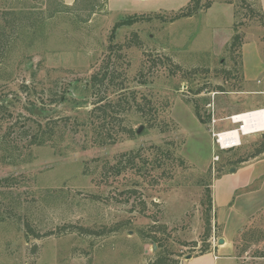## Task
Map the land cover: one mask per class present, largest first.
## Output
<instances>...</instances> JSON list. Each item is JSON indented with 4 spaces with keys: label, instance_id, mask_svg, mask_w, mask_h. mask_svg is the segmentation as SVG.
I'll use <instances>...</instances> for the list:
<instances>
[{
    "label": "rangeland",
    "instance_id": "obj_1",
    "mask_svg": "<svg viewBox=\"0 0 264 264\" xmlns=\"http://www.w3.org/2000/svg\"><path fill=\"white\" fill-rule=\"evenodd\" d=\"M208 1L216 5L192 17H146L113 36L131 13L108 12L105 0H0V99L8 110L0 112V140L20 145L15 155L0 147V264H152L159 252L165 264H184L220 238L232 243L237 264H264L258 198L244 197L224 218L213 206L205 235L214 180L264 152L252 156L264 132L219 150L208 107L214 100L221 119L259 106L260 96L244 91L252 58L242 46L254 39L264 50V17L257 0ZM181 8L149 14L169 18ZM105 69L114 80L91 86ZM107 94L122 101L101 128L135 133L99 145V118L89 112ZM35 119L67 126L56 143L23 148ZM231 126L220 120L216 130Z\"/></svg>",
    "mask_w": 264,
    "mask_h": 264
},
{
    "label": "crops",
    "instance_id": "obj_2",
    "mask_svg": "<svg viewBox=\"0 0 264 264\" xmlns=\"http://www.w3.org/2000/svg\"><path fill=\"white\" fill-rule=\"evenodd\" d=\"M63 2L72 5L76 0H63ZM189 2L190 0H105V7L108 12L120 10L131 13L129 15H146L154 11L176 10ZM257 4L264 11V0H257ZM242 51L252 58V69L243 73L246 88L244 91L259 95L260 98L254 101L259 105L256 108H264V50L260 47L259 40L253 39L245 41ZM250 109L246 106L238 107L231 114ZM212 187L213 206L221 218L226 217L229 209L237 210L240 201L246 196L258 198V203L262 205L264 203V152L259 159L246 162L221 174L214 180ZM211 249L198 256L187 258L184 264H237V258L233 256V245L229 240L224 239L223 245L219 244Z\"/></svg>",
    "mask_w": 264,
    "mask_h": 264
},
{
    "label": "trees",
    "instance_id": "obj_3",
    "mask_svg": "<svg viewBox=\"0 0 264 264\" xmlns=\"http://www.w3.org/2000/svg\"><path fill=\"white\" fill-rule=\"evenodd\" d=\"M76 1H78V0H76ZM211 5H212L211 1H208L206 3H202V0H190V2L186 6H184L183 8L178 10L177 12L172 13L173 15L169 18H165L164 16H161V14H159V13L158 14H147V15H137V14L130 15V16H128V17H126V18H124V19H122V20H120L114 24L113 29H112L113 30L112 35L115 33V31L118 27L123 26V25L134 24L136 22L141 21L142 19H144L146 17H149L147 19H150V18H152V16H160L165 21L173 22V21L178 20L180 18L192 17L193 15L197 14L200 10L210 8ZM259 14H261V16L264 17V11H262L261 9L259 10ZM236 42L238 44L240 43V38H239L238 34H236L234 36L233 44H236ZM107 70L108 69H105V73L101 77L98 76V72L93 73L91 75V80H90L91 86H96L97 81L99 83L107 82V84H110L114 80V77L112 74L109 75ZM123 88H126V87L125 86L120 87V89H123ZM117 90L118 89H116V91ZM5 100L6 99H3V98L0 99V112L3 111L2 109L7 110V104L5 103L6 102ZM120 101H122V99L118 98L115 100V98L109 97L108 94L105 95L104 97L101 96L100 99H98L97 101L94 102L95 106L89 112V117L91 118V120H93V117L99 118L97 121L99 123H96L94 120H93L94 121L93 123L91 122L92 124H94V130L93 131L96 134V135L94 134V137H95L94 140H96V142L99 145L114 144L117 142V140L119 139L121 134H126L129 137H133V135L135 133L134 129L132 127H128L126 125L124 127H122V126L121 127H111L112 129H105V130H103L101 128V127L106 126V124H109L112 122L111 118L114 114L115 106L117 104L121 105ZM123 109H124V107L122 108V110ZM195 113H196V116L199 118V120L201 122L205 123V120L202 119L200 109L198 108L197 105H196ZM6 118H7V116L5 115L4 119H6ZM16 125H17V123L13 124L12 126L9 127V129H11V128L14 129ZM80 125L84 126V125H87V123L81 122V123L75 124L74 128H77V126H80ZM30 126H31V129H33V130L29 134H28V131H25L27 142H26V145L23 146V148H28L31 145H44V144H51L53 142L56 143V138H57L56 136L59 134V132L61 131L62 128L67 126V123L64 122L62 124L61 123L58 124L55 120L49 119L45 124H43L42 121H40V119H35L33 121V125H30ZM112 126H113V124H112ZM23 128H25L26 130H29L28 125H25ZM9 129H8V131H9ZM97 129H99V131H97ZM17 146H20V145H17L14 142L0 140V147L3 148V150L10 155H15L13 152L15 151ZM263 151H264V141L259 145V147L256 148V150L254 151L252 156H256ZM128 160L130 161L131 158H129ZM246 160H248V159H240L239 161H246ZM16 161H17V159L13 162H16ZM205 204H206V209H205V212H206L205 213V215H206L205 216L206 233H205V235H206V237H209L211 234V229H212L211 220H212V216H213L212 215L213 197L211 196L210 191H209V195L207 197V201H205ZM80 230L90 231L91 229H89L87 227H80ZM209 248H210V245L209 244L206 245V247L202 253L208 251ZM165 258H166L165 254L163 252H159V256L156 258V260L152 264H165Z\"/></svg>",
    "mask_w": 264,
    "mask_h": 264
},
{
    "label": "built area",
    "instance_id": "obj_4",
    "mask_svg": "<svg viewBox=\"0 0 264 264\" xmlns=\"http://www.w3.org/2000/svg\"><path fill=\"white\" fill-rule=\"evenodd\" d=\"M216 93H214L215 95ZM209 112L212 115V124L213 127L211 129L212 136L214 138V143L219 150L225 151L230 149H236L243 145V142L246 136H250L257 133H263L264 129H259L252 120L249 122V125L245 118H250L254 113L258 111H263V114H260L261 118H264V108H254L238 113L231 114L226 116L225 118H218L215 108L214 100L209 102ZM250 115V116H249ZM246 116V117H244ZM223 120H229L232 124L229 128H224L220 130H216V125L218 122ZM264 122V120H263ZM219 153L215 154L213 157L214 162H218L220 157Z\"/></svg>",
    "mask_w": 264,
    "mask_h": 264
},
{
    "label": "bare ground",
    "instance_id": "obj_5",
    "mask_svg": "<svg viewBox=\"0 0 264 264\" xmlns=\"http://www.w3.org/2000/svg\"><path fill=\"white\" fill-rule=\"evenodd\" d=\"M260 114H263V111H258L256 113L253 114V116H251L250 118L247 119L246 117L245 120L247 121L248 125L249 122L252 120L253 123H256L255 125L259 128V129H264V118L260 117ZM250 116V115H249Z\"/></svg>",
    "mask_w": 264,
    "mask_h": 264
},
{
    "label": "water",
    "instance_id": "obj_6",
    "mask_svg": "<svg viewBox=\"0 0 264 264\" xmlns=\"http://www.w3.org/2000/svg\"><path fill=\"white\" fill-rule=\"evenodd\" d=\"M35 113L38 114V115H40V114H41V111L38 110V109H36V110H35ZM141 130H142V127H139L138 130H137V132L140 133ZM232 170H234V169H232ZM219 243H220V244H223V243H224V239H223V238H220V239H219ZM154 248H155V249L157 248V244H156V243H154ZM191 257H192L191 255H188V256H187L188 259L191 258Z\"/></svg>",
    "mask_w": 264,
    "mask_h": 264
}]
</instances>
